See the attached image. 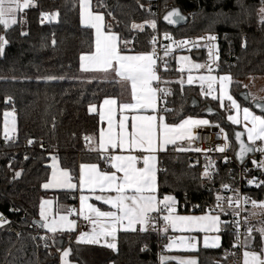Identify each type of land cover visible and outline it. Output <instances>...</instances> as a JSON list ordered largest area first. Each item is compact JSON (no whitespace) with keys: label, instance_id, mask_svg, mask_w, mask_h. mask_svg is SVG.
I'll use <instances>...</instances> for the list:
<instances>
[{"label":"trees","instance_id":"16d2710c","mask_svg":"<svg viewBox=\"0 0 264 264\" xmlns=\"http://www.w3.org/2000/svg\"><path fill=\"white\" fill-rule=\"evenodd\" d=\"M264 0H92L93 10L105 15V25L119 35L123 50L146 52L149 40L165 33L174 41L216 34L220 41L219 74L232 76L231 94L241 103L250 104L258 112L256 102H249L246 81L264 77V24L260 9ZM35 6L18 13V23L5 28L0 36L8 43L0 55V211L10 223L0 227V264H60L61 251L69 248L70 260L77 264H162L159 251L166 247L168 234L160 230L120 231L115 250L102 245L77 243V231L52 234L39 227L40 204L47 195L54 196L60 209L76 203L75 193L50 192L43 188L51 174L50 161L57 157L63 168L78 180L82 163L93 162L98 153L89 150L85 137L96 138L99 116L89 111L107 97L120 94L119 83L89 80L81 72L80 57L94 48V32L81 23L80 0H37ZM143 6V7H141ZM177 8L187 16L185 23L168 25L163 17ZM58 13L56 19L42 23L41 13ZM111 13V14H109ZM156 20L157 27L142 31L132 24ZM109 31V28L106 27ZM27 32V35H22ZM55 41V43H53ZM122 41H130L127 46ZM196 60L205 61L204 49H192ZM176 52L167 59V70H161L160 88L165 97L167 121L177 124L187 117L207 119L210 124L228 132V156H205L195 151H178L172 146L159 157L158 194L175 196L179 212H207L204 205L220 196L223 186L239 183L240 142L234 125L227 116L233 112L230 103L201 94V86L179 81L185 74L176 67ZM206 91V88L204 87ZM243 94V96H241ZM195 98L199 106H192ZM208 104L217 110L212 116L203 114ZM16 111L17 131L13 140L4 139L5 112ZM245 135L241 137L245 141ZM32 140L34 143L29 144ZM248 153L245 155V157ZM27 157V159H25ZM244 157V158H245ZM227 158V162H225ZM244 160V159H243ZM214 170L205 176L203 165ZM248 163L245 180L264 181V171ZM20 171L19 178L13 179ZM247 192L257 202H264V183L248 184ZM201 203L202 209L182 210L179 205ZM15 211H10V209ZM222 220V218H221ZM264 226V212L249 223L253 228V248L260 250L262 238L257 229ZM218 248L200 247L199 264H240L238 250L233 247L234 232L224 223ZM48 236V247L40 239ZM163 264H179L175 260Z\"/></svg>","mask_w":264,"mask_h":264},{"label":"snow or ice","instance_id":"6c2138e0","mask_svg":"<svg viewBox=\"0 0 264 264\" xmlns=\"http://www.w3.org/2000/svg\"><path fill=\"white\" fill-rule=\"evenodd\" d=\"M34 5V0H0V25L5 28H9L12 25L18 23L17 15L18 13L27 10ZM143 7V6H141ZM81 8V22L85 27H90L95 29V52L90 55H81V69L83 71H102L104 73L114 72L115 76L118 78L116 83L121 81L130 82L131 86V99L132 102L119 103L118 107L121 113V119L119 122L120 132L115 133L113 131V112L118 104L117 99L107 98L103 101L104 105L108 106V125L109 130L107 134V139L105 138V133L101 131L99 147L98 149L90 148L92 151H100L102 159H111L113 163L111 167L116 169V172L109 174L107 171H100L97 164H81L80 175L78 179V185L81 191L88 189L91 192H95L99 189L101 192L106 190H114L116 192L115 196L104 197L101 195H96L94 198L97 201H102L106 205H110L111 209L109 211H102L99 207L88 203L90 197L81 195L80 196V210L79 214L88 220L92 224V229L90 232H83L77 237V243L84 244H99L101 239L105 240V246L113 250L116 249L115 243L107 242V238L111 237L115 240L118 231H136V225H141L140 231H147L148 225L152 224L155 227L154 218H149V213H161L167 211L168 215L163 216V220L166 223H170L172 228L177 227V223H181L184 227L181 230L187 228V230H195V226L203 225V222H210L209 226H201L200 231L207 232L214 230L219 232L218 225L220 224V216H175L172 215L175 212L174 204L175 200L172 196L165 195L162 199H158L156 193L158 191L157 186V157L153 155L158 149L166 150L167 145H175L178 140H184L186 137L191 139L189 135V130L192 127H199L202 125H209L207 119H184L181 123L176 125H168L164 123V117L160 116V123L157 124V115H133L132 120V132L129 135L125 130V121L128 119L123 113L127 110H132L139 112L141 110L147 111L151 109L154 113L157 111V100H164L167 95L170 94L169 90L166 88L153 87V81L167 83L162 81L156 73V62L157 59H162L158 57L155 49L148 54L139 55H122L118 47L119 37L117 34L110 31L111 26L105 25L104 15L102 13H94L92 9L91 0H80ZM264 13V9H261ZM111 14V13H109ZM58 16V13L41 14V22L45 20L51 22ZM177 18V19H174ZM165 21L169 24L178 23L179 20H183L184 17L181 16L178 10H173L167 13L163 17ZM149 27L156 29V20H150L146 22ZM261 24H264V17L260 20ZM108 27L109 32L106 34L104 28ZM132 28L143 30V24H132ZM27 32H22V35H27ZM165 39L171 40L172 38L165 33ZM200 39H207L209 41H215L216 37L209 35L207 37H201ZM156 38L153 37L151 43H155ZM8 43L4 36H0V55L4 52V46ZM55 43V41H53ZM125 46H127L130 41H122ZM177 47H184L191 45V47H199L197 41H174ZM171 46H165L164 56L169 55ZM218 58V57H217ZM183 61H189V57L184 56L180 58ZM87 62V63H85ZM206 67L201 64H191L188 69L189 73L191 69H200ZM164 68L167 70V62H164ZM181 72L184 71L183 68L180 69ZM212 68H208V72H212ZM201 82H207V90H204L203 83H201V94L205 97L211 96L213 100H219L220 106L225 107L224 101L227 99L230 102V109H235L237 113L243 112L244 132H236L235 139L240 142L239 158L243 162L244 156L247 153H252L259 151L264 154V114L257 115L254 111L250 110L249 107H243L241 109V104L237 102L236 99L229 93V86L233 83V78L231 75L213 76V75H200L197 77ZM183 85L184 81H179ZM194 77L189 74L187 76V83L189 85L193 84ZM219 84V96L214 95L216 92V84ZM159 94V95H158ZM250 95V94H249ZM251 99H255L251 97ZM257 108L264 109V102L256 101ZM89 111H95V106H91ZM169 111V109H165ZM211 113L212 109H208ZM7 115V114H6ZM101 120L104 119V113H100ZM227 119L231 121L232 124H241V120L238 115H228ZM251 125L250 127L248 125ZM219 127V125H215ZM14 127V125H13ZM223 132V129H221ZM247 135L248 143H245L241 139L242 136ZM4 139L6 142L13 140L14 137L10 136L8 133L7 124L4 129ZM91 137H85V140H90ZM224 139L227 141V135L225 134ZM259 141L260 146L256 147V142ZM29 144L34 143V141L29 140ZM228 147L227 143L224 147H218L215 151L224 152ZM120 149L121 151L127 149L141 150L142 152L148 153L142 157H137L135 155H104L108 149ZM178 151H188L192 149H186L183 147L177 148ZM199 152L202 151L200 148L194 149ZM207 151H212L209 149ZM27 159V157H25ZM53 161H56V157H52ZM227 162V158H225ZM142 163V167H137L138 164ZM253 164L258 168L264 167V160L257 163L253 161ZM52 179L43 184L44 189L49 188H60V189H76L77 184L72 183L73 177L66 170L57 169L56 163L52 165ZM122 173L118 176L116 173ZM21 172L17 171L14 173L13 179H17L21 176ZM208 166H205V176H208ZM250 184H254L259 187L264 181L256 182L250 181ZM225 189L229 186L224 185ZM224 199L222 197H217L218 207L221 212H224V208L220 205V201ZM229 207L235 205L237 208L240 206V199H233L231 197L227 198ZM243 203L245 205H251L252 207H262L264 208V202H257L251 200L247 197L243 198ZM45 205H52L50 200H42L40 204V217L42 222H38L39 227L46 229L52 234L51 239L56 242L55 234L64 231H74L76 227V222L69 219V216L73 215L76 210L68 209L67 214L58 215V219H52L49 221L48 215L45 210ZM10 211H15V209H10ZM236 216H239V212H234ZM246 222V221H245ZM10 223L2 213H0V227L5 224ZM237 227V238H239V225L240 221H235ZM167 231V228L164 229ZM259 231L261 238L264 239V226L257 229ZM253 228L249 227L247 229V236L244 240V247L247 249L251 245V233ZM40 239L45 241V247H48V236H42ZM195 238L181 237L179 243L187 245L190 250H196ZM220 236H214L209 240L208 236L204 237L205 248H218ZM176 243L173 241L168 245L169 248L172 244ZM236 247V245H234ZM70 249L64 250L61 255L62 264H69L68 257L70 255ZM261 253H264V247L261 248ZM261 253L255 251L244 252V264H264V257ZM251 258V259H249ZM163 264L164 257H161ZM179 264H197L195 259L181 260Z\"/></svg>","mask_w":264,"mask_h":264},{"label":"crops","instance_id":"0c3cea01","mask_svg":"<svg viewBox=\"0 0 264 264\" xmlns=\"http://www.w3.org/2000/svg\"><path fill=\"white\" fill-rule=\"evenodd\" d=\"M91 2H92V0H91ZM91 10L94 13H102V12H98V11L93 10V7H92ZM104 23H105V15H104ZM137 24H143L144 25V28L148 26V24L146 22H144V23H137ZM91 29L94 32V48H93V51L90 52V53H84L82 55H90L93 52H95V29H93V28H91ZM136 30H139V29H136ZM104 31H105L106 34L109 32V31L106 30V27L104 28ZM111 32L117 34L116 32H113V31H111ZM118 37H119V35H118ZM119 41H120V39H119ZM169 46H171L170 47V51H169V55L172 54V53H174V52H176L175 59H176V67H177V70L179 72H181L180 69L181 68L184 69V71L182 73L185 74V78H184V83L185 84H188L187 83V76L189 74H191L194 77V82L191 85H199V86H201V83H203V86L207 90V82H201L198 79H196L197 77H199L200 75H213V76H217V77L222 76V75H229V74H226V73H222V74H216V73H213V72H210L209 73L208 70H207L208 67L205 64V62H199V61L194 60L192 58V55L186 49L176 47V46H174L172 44L169 45ZM118 47H119L122 55H139V54H148V53H151L152 52L151 50L146 51V52H133V51H130V50H123L122 47H121L120 42L118 43ZM184 56L189 57V61H183V60L180 59L181 57H184ZM85 63H87V62H85ZM191 64H201V65H205L206 67H203V68H200V69H191V72L189 73L188 69L190 68ZM80 68H81V60H80ZM81 72L84 74L85 77H88L89 80H96V81H116L118 79L115 76V73L114 72L104 73L102 71H83L82 69H81ZM156 73H157V75L159 77H161L158 72H156ZM119 86H120V94H119V96H117V97H107V98H115L118 101V104L115 107V110L113 112V131L115 133H119L120 132L119 122H120V119H121V113H120V110H119V107H118L119 103L132 102L130 82L121 81V82H119ZM157 86L159 87V82L153 81V87H157ZM215 87H216V92L214 93V95L219 96V84L217 83L215 85ZM228 90H229V93L231 94V85L229 86V89ZM107 98H105V99H107ZM105 99H103L102 102L99 103V104H97V105H92V106H95V111H92V113H95V114H97L99 116L100 126H99V132H98L97 137L96 138L91 137L92 139L88 140L87 146H88L89 149L90 148L98 149L101 131H103L105 133V138L107 139L109 125H108V106L107 105H104V103H103V101ZM234 99H236V98L234 97ZM226 101L229 102L227 99H225L224 103ZM252 101L253 100L251 99L249 102L251 103ZM259 101L264 102V100H259ZM237 102L240 103L238 100H237ZM101 112L104 113V119L103 120H101V116H100V113ZM235 112H236V110L233 109V112H232L233 114H231V115H235ZM123 115H125V116L128 117V119L125 121V130L127 131V133L129 135L132 132V127H131L132 120H131V117L133 115H157V124L160 123L159 117L160 116H163L164 117V123H166L168 125H176V124H171V123H169L167 121L166 114L163 112V110L161 108V101L159 99L157 100V111L155 113L151 109H149L147 111L141 110L139 112L132 111V110H127V111H125L123 113ZM187 118H192V119H205V118H198V117H187ZM187 118H185V119H187ZM181 122H179V123H181ZM179 123H177V124H179ZM234 125H240V124H234ZM204 126L205 125H202L201 127H204ZM196 128L197 127H192L189 130V135L191 136V139H188L186 137L184 140H178L175 145H167L166 146V150H162L161 151V150L158 149L155 153H153V155H155L157 157L156 167H157V186H158V190H159L158 176H159V168H160L159 167V157H160V154L162 152L167 151L169 149V147H172V146H174L176 148L183 147V148H186V149H192V150H188V151H194L195 145H194L193 135H194V131H195ZM92 152L98 153V155L96 156L95 160L93 162H86V163H82V164H97L100 171H107L109 174H111L113 172H116V169H114L112 167H107L106 168L104 166L105 159H102L101 158V152L100 151H92ZM146 154H148V153L142 152L139 149L132 150V151H128L127 149H125V150L121 151L120 149L117 148L115 150L108 149V151L104 155L109 156V157L111 155H135L137 157H142L143 155H146ZM54 163H56L57 169H59V170H66L71 175V173H70V171L68 169L63 168L61 166L60 161H59L58 158L56 159V161H53V159L51 158V161H50L51 174H50L49 179L46 182H44V184L47 183V182H49L52 179V172H53L52 165ZM112 163H113V161H112ZM142 166H143L142 163H140V164L137 165V167H142ZM116 174L118 176H121L122 175V173H120V172H117ZM79 175H80V171H79ZM78 179H79V176H78ZM72 183L77 184V188L76 189L49 188V189H45V190L46 191H50V192L70 191V192L75 193L76 194L75 197H76V200H77L76 201V203H77V216L80 217L81 219H84V217L79 214V210H80V207H81V205H80V196L81 195L90 197L89 200H88V203L93 204L96 207H99L102 211L114 210V209H111V206L110 205H106L102 201H97L94 198L96 195H101V196H104V197L115 196L116 195V192L114 190H111V191L110 190H106L104 192H101L99 189H96V191L93 193V192L89 191L88 189H84L83 191H81L80 188H79V185H78V180L72 179ZM156 195H157L158 199H162L164 197V196L163 197H160L159 194H158V191H157ZM168 196H172L174 198V200H175L174 207L177 208L178 207V203H179L178 199L175 196H173V195H168ZM46 199L52 201V206H53V210H54V214L55 215H57V213L67 212L68 209L67 210L66 209H60L57 206V203H56V200H55L54 196L47 195L42 200H46ZM256 210H257L256 207H254V210H253L254 218L257 215ZM164 212H166V211H164ZM39 219L41 220L40 212H39ZM84 220H86V219H84ZM86 221L88 223V228H87L86 231H82V232H90L91 229H92V224H90V222L88 220H86ZM163 226H164V223H163ZM135 227H136V229H140L141 225L137 224ZM76 231H77V235H79L80 233L78 234V228H77ZM120 231H123V230H120ZM120 231L117 232L115 240H112L111 237L107 238V242H109V243H115L116 242V248H117V241H118V233ZM57 233H62V232H59L58 231ZM246 236H247V234L244 236L243 242H244ZM220 237H221V234H220ZM251 237H252V239H251V245H250V247H248L247 249L245 247H243V251H242L241 257H240V264H244V252L246 250L249 251V252L255 251L257 253H261V249L260 250H257V249H254L252 247L253 244H254V238H255V236H254L253 233H251ZM220 240H221V238H220ZM220 244H221V241H220ZM95 245L105 246V240L102 238L101 239V243L95 244ZM243 246H244V243H243ZM262 247H264V239H262ZM261 255H262V257H264V253H261ZM249 259H251V258H249ZM69 264H77V263H74V262L71 261Z\"/></svg>","mask_w":264,"mask_h":264},{"label":"built area","instance_id":"2783aa9c","mask_svg":"<svg viewBox=\"0 0 264 264\" xmlns=\"http://www.w3.org/2000/svg\"><path fill=\"white\" fill-rule=\"evenodd\" d=\"M37 0H34V2H36ZM43 13H47V12H43ZM42 14V13H41ZM49 14V13H48ZM40 20H41V16H40ZM49 22L47 20H45L43 23ZM168 34V33H167ZM170 37L171 35L168 34ZM209 35H213L216 37L215 41H209L207 39H200L201 37H207ZM156 38V42L153 44L151 43L152 38L149 40L148 45L150 46L151 51H153V49H155V52L157 54L158 57H161L162 59H157L156 62V72H158L160 74L161 70H165L164 68V62H167L168 56H164V52H165V46H169V45H174L176 46V44L174 43V40L171 39H165V34L161 35V36H154ZM172 38V37H171ZM183 40H189V41H197L199 43V47H191V45L188 46H184V47H179V48H183L186 49L187 51H191L192 49H204L206 51V56H205V64L207 65V67L212 68L213 69V73L219 74V70L221 68L220 65V55H221V51H220V41H219V37L216 34H203L199 37H190L187 39H182L179 41H183ZM178 42V41H176ZM177 47V46H176ZM218 57V58H217ZM167 97V96H166ZM161 101V100H160ZM161 108L162 110L165 109V99L161 101ZM13 113L16 115V111L14 110ZM193 140H194V145H195V149L196 148H200L202 149V151H195L196 153L201 154L203 157L205 156H212V155H218V154H223L228 156V150H229V144L228 141H226L224 139V134L223 132H221V128L220 127H216L213 124H209L207 126L204 127H197L194 131V135H193ZM227 143L228 147L225 149L224 152H219V151H215L216 148L218 147H224L225 144ZM259 141L256 142V147L260 146ZM209 149H212V151H207ZM264 160V154H262L259 151L256 152H252V153H248V155L244 158L243 162L237 163V166L239 167V183L235 184V185H230L228 184L227 186H229L227 189H225L223 187V190L220 194L219 197H222L224 199H222L220 201V205L224 208V212H221L218 205V201L217 199L214 202H210L206 205H204V208L206 209L207 212H212V213H217L221 218L222 221L228 225L232 231L234 232V239H233V247L234 245H236V247H234L236 250H238V254L239 257H241V253L243 251V238L244 236L247 234V229L249 228V223L253 220L254 218V214H253V210L254 207H252L250 204L249 205H245L243 203V198L247 197L251 200H254V198L247 192L246 187L249 184V181L247 182L245 179V172L247 170L248 167V163H253V161H256L257 163H259L260 161ZM112 161L111 159H107L104 162V166L107 167H111ZM205 166L203 165L201 168V172L204 174L205 173ZM208 166V173L212 172L214 170V166L212 164H207ZM256 168L259 169L260 171H264V167L258 168L256 165H252L250 168ZM231 197L234 200L235 199H240L241 204L240 206L237 208L235 205H233L232 207H229L228 204V200L227 198ZM76 199V197H74ZM255 201V200H254ZM179 207L182 210H187V208H189L191 211H195V210H201L203 207L201 205V203H188L187 204H180ZM14 209V208H13ZM68 209H75L76 212L72 215V218L76 219L78 222V231H86L88 228V223L86 220L81 219L80 217L77 216V203H71L68 206ZM234 212H239V216H236L234 214ZM0 213L3 214V216L10 221V218L8 217V215L2 211H0ZM163 213H149V218H156L154 220V224L155 227L152 226V224L148 225V229L151 230H160L162 231V227H163ZM239 220L240 221V225H239V238H237V227L235 224V221ZM246 221V222H245ZM167 252L166 247H163L160 249L159 251V256L164 253Z\"/></svg>","mask_w":264,"mask_h":264},{"label":"rangeland","instance_id":"374dc122","mask_svg":"<svg viewBox=\"0 0 264 264\" xmlns=\"http://www.w3.org/2000/svg\"><path fill=\"white\" fill-rule=\"evenodd\" d=\"M34 4H35V2H34ZM261 9H264V4L261 7ZM261 9H260V12H261ZM261 16L264 17V13L261 12ZM17 18H18V15H17ZM188 52L192 55L191 51H188ZM192 58L194 60H196L193 57V55H192ZM196 61H199V60H196ZM199 62H201V61H199ZM207 70H208V68H207ZM246 88H247V93H248V96H249V101L251 100L250 96L255 98V99H252L253 100L252 102H256V101H259V100H264V77H250L246 81ZM243 107H249L250 110L254 111L255 114H257V115L264 114V109H263V112H258L250 104H245V105L241 106V109ZM231 114H233V113H231ZM235 115H238V118L241 120V124L240 125H242V129H243V131H245V129H244V123L245 122L243 121V112L242 111H240L239 113L235 112ZM6 124H7L9 135L10 136H15L16 131H17V119H16V115L11 110H8V111L5 112L4 129H5V125ZM13 125H14V127H13ZM248 126L250 127L251 125L249 124ZM221 129H223V134H224V136L226 134L227 135V139H228L227 130L224 127H222V126H221ZM244 138H245V143H248L246 134H245ZM252 181H254V179H252ZM46 200H48V199H46ZM174 208H175V212L172 215H175V216L199 217V216H205V215H209V216H217L218 215L217 213H212V212H197V213L179 212L178 208H176V207H174ZM256 209H257L256 213H257V215L259 217L260 214L262 212H264V208L257 206ZM45 210H46V213L48 215L49 221H51L54 218L58 219V215L54 214V210H53V206L52 205L51 206L45 205ZM65 214H67V212L59 213V215H65ZM163 215H168L167 211L164 212ZM69 219L76 222V227H75V230H74V231H76L77 228H78L77 220L72 218V215L69 216ZM220 221L221 222L218 225V227L220 229L219 232L211 230V228L207 232L199 230V228L201 226H206V227L209 226L210 222H203V225H197V226H195V230L189 231V230H187V228H185L184 230H181V228H183L184 226L181 223H179V222L177 223V227L175 229H173L170 223H166L164 221V226L162 227V232L168 234V241H167V244H166L167 252L162 254L161 257H164V261L175 260L178 263L181 260L195 259L197 261V264H199L198 256L196 254V251H198V249L200 247H204L203 244H204V237L205 236H208L209 240H211V238L214 237V236H217V235L220 236V232L222 231L223 226H224L223 225L224 223L222 222L221 217H220ZM165 228H167V231H164ZM79 233H83V232L82 231L81 232L78 231V234ZM79 235H77V237ZM181 237H188V238H193L194 237L195 240L192 241V242H194L196 244V250H190L187 245L179 243V240H180ZM173 241H176V243L172 244V247L169 248L168 245L170 243H172ZM220 241H219V244H220ZM115 244H116V242H115ZM68 249L69 248H66L64 250H68ZM64 250L61 251V255H62V252ZM67 259H68V262L70 263L71 262L70 261V257H68ZM61 264H62V261H61Z\"/></svg>","mask_w":264,"mask_h":264},{"label":"water","instance_id":"95a60500","mask_svg":"<svg viewBox=\"0 0 264 264\" xmlns=\"http://www.w3.org/2000/svg\"><path fill=\"white\" fill-rule=\"evenodd\" d=\"M173 10H178L180 12L181 16L184 17V19L183 20H179L178 23H175V24H169L167 21L164 20L168 25H170V26H177V25L182 24V23H185L187 21V16L184 15L183 13H181V11L179 9H177V8H171L168 12L173 11ZM167 13L165 15H167ZM174 19H177V18L174 17ZM241 96H243V94H241ZM247 99H249V96H247ZM191 105L194 106V107H196V106H199L200 105V102L197 99L193 98L192 101H191ZM208 109H212V112L209 113L208 112ZM257 109L262 110V108H257ZM216 113H217V110L215 108H213V106L211 104H208L206 106V108L203 110V114H205L207 116H212V115H215ZM257 174L259 175L260 172H258Z\"/></svg>","mask_w":264,"mask_h":264}]
</instances>
